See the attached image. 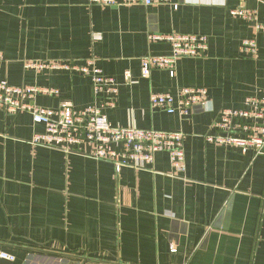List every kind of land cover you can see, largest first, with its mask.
Listing matches in <instances>:
<instances>
[{
    "label": "crops",
    "instance_id": "crops-1",
    "mask_svg": "<svg viewBox=\"0 0 264 264\" xmlns=\"http://www.w3.org/2000/svg\"><path fill=\"white\" fill-rule=\"evenodd\" d=\"M234 8L255 10L264 23V0L115 7L0 0V77L58 90L30 102L96 106L116 126L188 135L182 173L165 151L150 169L117 172L111 161L84 153L89 142L84 152L34 144L44 125L28 111L0 110V251L15 255L0 264H264V155L206 139L223 109L264 98V32L232 15ZM171 32L205 35L209 47L180 57L174 72L145 76L142 57L172 52L151 35ZM246 39L255 40V53L242 50ZM49 61L90 62L116 79L118 93L96 96L91 77L76 70L26 65ZM185 86L206 87L210 103L186 116L151 105L152 93L170 92L177 101Z\"/></svg>",
    "mask_w": 264,
    "mask_h": 264
},
{
    "label": "built area",
    "instance_id": "built-area-1",
    "mask_svg": "<svg viewBox=\"0 0 264 264\" xmlns=\"http://www.w3.org/2000/svg\"><path fill=\"white\" fill-rule=\"evenodd\" d=\"M91 4L103 6L121 5H161L172 3V0H89ZM174 7L178 5L173 3ZM234 16H240L254 23L257 31L264 32V23L258 21L257 12L248 8H234ZM152 40L167 41L172 46L169 55H147L142 57V70L148 76L153 69H165L174 72L180 57H199L204 55L209 44L208 38L195 33H163L151 35ZM255 40L246 39L242 50L255 53ZM4 54L0 51V65ZM27 67L42 70L45 68H66L89 75L92 80L93 92L96 96L106 93L112 98L118 93L114 77L108 76L103 69L86 65H75L61 61L28 62ZM130 71L125 73L129 81ZM57 94L58 90L47 87L28 85H12L0 77V110L14 113L28 111L34 122L43 124L45 130L36 133L33 143L66 152H84L82 146L89 142L90 152H84L96 159L111 161L117 172L125 167L136 170L150 169L158 152L169 154L173 169L177 173L185 171V142L187 133L183 131H167L157 129L125 127L113 125L99 107L75 108L69 101L59 108H45L30 100L36 93ZM150 102L153 107L164 108L168 113L179 112L188 115L192 107H206L210 103L208 89L203 86H185L178 90L177 101L170 92L152 93ZM247 107L242 109L225 108L214 123L216 132L206 135V139L217 144L231 145L242 151L253 150L257 155H264V98H247ZM178 103V104H176ZM114 105V99L108 101ZM114 143H120L122 149L114 148ZM0 258L14 260L15 255L0 251Z\"/></svg>",
    "mask_w": 264,
    "mask_h": 264
},
{
    "label": "trees",
    "instance_id": "trees-1",
    "mask_svg": "<svg viewBox=\"0 0 264 264\" xmlns=\"http://www.w3.org/2000/svg\"><path fill=\"white\" fill-rule=\"evenodd\" d=\"M121 6H124V5H121ZM128 6V5H127ZM177 33V32H176ZM165 70V69H164ZM127 72V71H126ZM125 72V73H126ZM112 77V76H111ZM116 80V79H115ZM125 80H126V78H125ZM127 81V80H126ZM130 81V80H129ZM128 82V81H127ZM118 86V85H117ZM103 94H106V93H103ZM106 95H108V96H110L109 94H106Z\"/></svg>",
    "mask_w": 264,
    "mask_h": 264
}]
</instances>
